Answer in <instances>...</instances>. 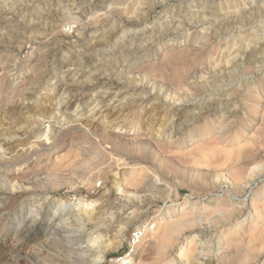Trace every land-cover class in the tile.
I'll list each match as a JSON object with an SVG mask.
<instances>
[{"label":"rangeland","instance_id":"374dc122","mask_svg":"<svg viewBox=\"0 0 264 264\" xmlns=\"http://www.w3.org/2000/svg\"><path fill=\"white\" fill-rule=\"evenodd\" d=\"M148 3L151 17L139 20L138 12L142 16L148 8L143 0H101L97 4L93 0H0V153L18 155L30 148L35 150L30 151L29 160L17 166L0 165V176L10 175L7 180L23 188L11 192L0 186V264H106L120 252L130 234L146 224L156 227L141 245L135 264H186L180 262L179 254L187 246L197 255L190 264L264 263L259 243L254 249L249 247L254 244L250 239L233 243L236 223L247 219L239 227L248 226L256 218H251L254 201L260 204L264 199V142L252 149L256 158L251 153V159L244 156V161L241 157L244 162L239 159L234 166L219 153L232 147L223 140L217 144L219 125L224 120L236 122L233 131H239L251 120L250 110L256 108L259 116L253 119L248 137L264 123V98L256 105L258 96L264 93V0ZM204 12L213 16L199 23ZM123 18L132 23L124 25ZM181 23L190 25L163 38V43L154 42ZM66 34L73 38L79 35V41L75 38L61 43ZM196 34L212 37L213 44L203 53L198 50L201 45L189 42ZM59 43L62 46L57 51ZM192 45L197 49L192 50ZM172 47L190 49L186 65L182 59L172 62H178L177 67L162 63ZM120 50L125 52L120 54ZM149 61L156 65L148 67ZM235 61L240 62L237 72L230 66ZM245 65L252 67L245 71ZM187 66L193 76L179 82V68ZM199 66L207 70L203 78L196 70ZM130 71L136 72L134 77ZM105 73L119 84L110 83L105 89L114 85L111 90L103 91L101 84L92 80L94 84L85 88L78 108L62 101L63 86L71 75L83 85L91 78L100 81ZM80 89L77 86L75 91ZM140 89L151 93L142 118L135 110ZM21 93L24 97L19 98ZM104 93L105 103L100 110H92L89 98H100ZM180 96L197 100L178 111L174 105ZM198 100L211 106L196 105ZM57 106L59 113L55 111ZM157 108L158 114H152ZM205 113L207 117L203 118ZM106 114H110L104 121L110 131L119 132V127L138 122L146 138L171 141L173 145L171 149H155L100 138L88 126L89 122L102 121ZM170 114L175 116L180 132L168 140V135L163 137L166 131L162 135L157 130L161 127L159 117L162 121ZM205 121L213 123L212 135L190 140L189 135H197ZM48 138L56 141L40 147ZM236 169L243 172L241 186L232 181ZM132 173L137 176V188L125 185L124 193L118 196L114 185L136 180L130 179ZM44 199H49L51 206L41 223L30 222L32 226L22 229L21 221ZM61 199L95 202L93 218L86 220L85 226L68 221L67 227L78 234L48 235L54 205ZM220 209L230 210L232 217L225 219ZM168 210L175 211L172 219L167 216ZM184 214L196 216L200 224L180 228L171 248L162 253L161 233L186 221L181 220ZM160 223L163 226L159 227ZM123 229L126 232L119 250L108 252L96 263L98 254L89 248L88 239L101 237L102 247L115 244ZM226 243L229 248H225Z\"/></svg>","mask_w":264,"mask_h":264},{"label":"bare ground","instance_id":"6f19581e","mask_svg":"<svg viewBox=\"0 0 264 264\" xmlns=\"http://www.w3.org/2000/svg\"><path fill=\"white\" fill-rule=\"evenodd\" d=\"M49 1H53V0H49ZM94 1V4H97L99 3L101 0H93ZM145 2V4H147L146 6H148V8L146 7L144 9V12H142V16H141V13L138 12V18L139 20H143V19H146V18H149L151 17L152 15V9L149 8V3L151 0H143ZM50 3V2H49ZM52 3V2H51ZM121 4V3H120ZM144 5V3L142 1H140V4L139 6L142 7ZM263 7V6H262ZM263 9V8H262ZM139 11V10H138ZM260 13H258L259 15ZM213 16V14H210V13H207V12H204V15L200 18L199 20V23H204L206 22L209 18H211ZM234 17H236L234 15ZM235 19V18H234ZM238 21V20H237ZM124 25H127L129 23H132L130 19L128 18H123V22H122ZM190 23H181L178 25V27L176 28V30H173L172 28L170 30H168L166 33L164 34H161L157 39L156 41L154 42H159V43H163V38H167L169 35H171L172 33L176 32L177 30L179 29H182V28H186V27H189ZM74 33V32H73ZM68 34V33H67ZM64 35L62 42H64V44L70 42L71 40L73 39H77V41H79V35L75 36L74 38L71 37L70 35ZM63 36V35H62ZM54 41V40H53ZM58 41V40H57ZM76 41V40H75ZM191 44L193 45H201L200 48L198 49L199 50V53H203L204 51H206L207 48H209L212 44H213V40H212V37L210 34H207V35H204V34H196L195 36H193V39L189 41ZM58 43V42H57ZM59 43L58 44V47H57V51H60L61 50V46L62 44ZM61 44V45H60ZM55 45V43H54ZM192 45V50L193 49H197V48H194V46ZM128 46H125L124 49H126ZM189 49V48H188ZM179 49V48H175V47H172L170 50H168L167 52H165L164 56H163V59H162V63H165V64H175L178 63H172L173 61H175L177 59V61L179 59H182L183 60V63L185 61V65H186V61L185 59L189 57V54L190 53V49ZM197 50V51H198ZM125 52V50H120V54H123ZM239 53V52H238ZM233 55V54H232ZM231 55V56H232ZM254 55V54H253ZM242 56V55H241ZM218 57V56H217ZM66 58V57H65ZM251 59V58H250ZM78 60V56L75 57V61ZM219 60V59H218ZM180 61V60H179ZM77 62V61H76ZM221 62V61H220ZM247 62V61H246ZM181 63V62H180ZM240 63L239 61H235L232 63L231 66V71L233 72H237V64ZM77 64V63H76ZM76 64H71V66H76ZM117 64H120V63H117ZM116 64V65H117ZM182 64V63H181ZM247 64H250L249 62ZM123 68L124 66V62L122 64H120ZM156 64H152L150 61L148 62V67H151V66H154ZM179 65V64H178ZM183 65V64H182ZM182 65H179V66H182ZM236 65V66H235ZM171 66H174V65H171ZM178 66V67H179ZM184 66V65H183ZM177 67V65H176ZM252 66H248V65H245L244 66V70L245 71H249L250 68ZM173 69H175V66L172 67ZM254 68V67H253ZM179 69L181 70V72H179ZM177 71L178 73V81L179 82H186V80H189L190 78H192L193 74L191 75V71H190V68H185V67H180ZM196 70L198 71V74L201 75V78H203L206 74H207V70H205V68H201L200 66L196 68ZM54 71V70H53ZM226 71V70H225ZM244 72V71H243ZM193 73V71H192ZM57 74V73H56ZM75 74V73H74ZM74 74L71 75L69 77V80L66 84H64L63 86V90L61 92V95L60 97L62 98V101L64 100L65 102L68 101L69 104L75 106L76 108H78L81 104H82V96L84 95V92H85V88L87 86H91L92 84H98L100 83L101 85V90L103 91H109L111 90V88L114 86H110L108 87L107 89H105V87L109 86L110 83L112 84H119L117 81H112V77H110V75L108 73H105V74H102L101 78L104 77L103 79H101L99 81L98 78H91L90 81L87 83V84H77L76 83V80L74 79ZM136 74V72H131L129 73L130 76L134 77V75ZM224 74V72H223ZM177 75V74H176ZM226 75V74H225ZM5 78V77H4ZM56 78V77H55ZM93 80V82H91ZM6 84V83H5ZM2 85H3V81L0 82V88H2ZM77 86H80V90H78L77 92L75 91V88ZM264 88V87H263ZM54 90V89H52ZM141 90V89H140ZM260 91V90H259ZM3 92V91H2ZM142 92V93H141ZM141 92H139L137 95L138 97H140V99L137 101L138 102V105L135 107V110L138 114V116L140 118H142L144 112L146 111L144 107L147 108V105L149 104V98H150V95L151 93H148L146 90H141ZM99 95V94H98ZM105 93L100 95V98H93L90 97L89 98V101H91L90 103L93 105V109L94 111L96 110H100V107L105 103V100H104V97H105ZM19 98L20 97H24L23 94H19L18 95ZM65 98V99H63ZM68 98V99H66ZM255 98V97H254ZM264 98V93H261L257 100H256V105L261 102V100ZM94 99V100H93ZM194 100H197L193 97L189 98L188 96L187 97H182L180 96L178 98V100L175 102V105L174 107H176V109H178V111H180L181 108H183V106L187 105V103H190V102H194ZM61 101V102H62ZM264 102V101H262ZM140 103V104H139ZM263 104V103H262ZM196 105H200V106H211V104L209 102H206V101H201V100H198V103ZM143 106V107H141ZM59 107L60 106H57V109L55 110L57 113H59ZM103 108V107H102ZM159 112V109H154L151 113H156L158 114ZM263 112H264V108H263ZM98 113L102 114L103 112L102 111H98ZM169 114V113H168ZM250 114L252 116L251 120H248V123L246 125H244L243 127L240 128L239 131H236L234 132V127L236 126V122H231L229 121L230 119L228 120H222L223 122L220 123V132H219V141L216 139V141H218L217 144H220V140H223L225 143L229 144L230 147H232L231 149H226L224 151L221 150V152L219 153H222L223 157L225 158L224 160L226 161V163H230V164H234L239 161V159H242L241 157H243L244 159V156L248 157L251 153H252V149H254L255 145H258L259 143H261L262 141V144L264 142V123L260 126L261 128L257 129L255 131V134L251 135V137L249 138L248 137V130L249 128L251 127V123L253 122V119L258 117L259 116V111L256 109V108H253L250 110ZM264 114V113H263ZM110 114H106V116L103 118L102 121H93V122H89V126H88V129H90V131H92L93 134L99 136L100 138H104L108 141H115L116 143H133V144H136L140 147H144V146H147V147H150V148H155V149H171L172 145H173V142L171 141H167V142H162L161 140H153L151 138H146L142 133H141V129L138 128V122H134L132 126L130 127H127V128H123V127H119V132L117 131H110L108 130L107 126H106V123L104 122L105 119L109 116ZM203 118H206L207 116V113L203 114ZM54 116V115H53ZM52 116V117H53ZM55 117V116H54ZM63 117V116H62ZM163 117H166L164 118L162 121H161V116L159 117V120H160V123H161V127L157 130L159 134H162V131H166V134H162L163 137H167L168 135V140L171 139V137L174 136V134H179L180 131H178V128L175 126V116L170 114V115H164ZM235 117V115L233 116ZM64 118V117H63ZM52 119V118H51ZM55 119H58L57 117H55ZM264 120V119H262ZM80 121V118L77 119V123ZM71 122V121H70ZM76 122V121H75ZM206 122V121H205ZM154 123V120L152 121L151 120V124ZM213 125V123L211 124ZM210 123L207 121L206 124L202 125V127L200 128L201 131L196 135H189V138L190 140L192 139H201V138H205V137H209L212 135L213 131L212 128L213 126H211ZM239 125V124H238ZM52 127V126H49V128ZM86 127V126H85ZM254 129V128H253ZM7 132H12L10 129L6 130ZM49 131V130H48ZM50 132V131H49ZM131 132H133V134H131ZM218 132V131H217ZM90 133V132H89ZM157 136V135H156ZM173 139V138H172ZM261 139V140H259ZM51 142V143H54L56 141L55 138H52V139H46V141H42L40 147H46L47 146V142ZM183 139L181 140V143H182ZM245 142V144H244ZM243 144V145H242ZM260 145V144H259ZM1 146H2V143L0 142V149H1ZM229 147V148H230ZM260 147V146H259ZM220 148V146H218V149ZM223 147H221L222 149ZM226 148V147H225ZM228 148V146H227ZM264 148V147H263ZM31 149V148H30ZM29 149V152H22L21 154H18V155H6L4 152L0 153V165H4L6 167H9V166H17L18 164H20V162H23V161H27L29 160V157H30V154H32L33 151L35 150H30ZM193 150V149H192ZM191 150V151H192ZM25 151V150H24ZM32 151V152H30ZM256 151V149H255ZM255 151H253L255 153ZM258 152V151H256ZM262 152V151H261ZM34 153V152H33ZM256 156V154H251L250 156ZM249 156V157H250ZM254 156V157H255ZM259 156V155H258ZM245 157V159H246ZM248 157V158H249ZM247 158V159H248ZM256 158V157H255ZM259 158V157H258ZM56 159V157H55ZM91 159V158H90ZM242 159V161H243ZM244 159V161H245ZM251 159V157H250ZM255 160V159H254ZM253 160V161H254ZM257 160V159H256ZM243 161V162H244ZM250 161V160H249ZM241 162V161H240ZM239 162V163H240ZM238 163V164H239ZM246 163V162H245ZM253 163V162H252ZM249 164V163H248ZM232 166V165H231ZM246 166V165H245ZM251 171V170H250ZM254 171V170H253ZM136 172V171H135ZM250 173V172H248ZM252 173V172H251ZM135 173H132V176L130 177V179L132 178H137L136 175H133ZM247 174V173H246ZM10 175L8 174H4V175H1L0 176V186L4 188H6L8 191H11V192H14V191H19V190H23L22 187L18 186V185H15V184H12L10 181L7 180V178L9 177ZM248 176V175H247ZM253 176V175H252ZM142 177V176H141ZM140 177V178H141ZM231 177H232V181L234 183H236L237 186H241L243 185L242 184V180H243V172L241 171V169H236L235 172H233L231 174ZM129 178V177H128ZM249 178V176H248ZM247 178V179H248ZM129 180V179H128ZM134 180V179H133ZM132 182H126L125 184L123 185H119L118 186V183L115 184L114 186L116 187L117 185V192H118V196H120V194L124 193L123 189L122 188H125V185H129V186H133L134 188H137L135 183H137V180H134ZM140 182H141V179H140ZM233 184V183H232ZM235 185V186H236ZM128 186V187H129ZM139 187V183L137 185ZM132 187V188H133ZM107 188V187H106ZM131 188V187H130ZM140 188V187H139ZM238 188V187H237ZM5 189V190H6ZM45 201L44 202H40L38 205L34 206L35 208V211H33L30 215L27 216V218L25 220H22L21 222V228L24 229L27 227V225L32 222V225H36L37 223H41V219H43L45 217V212H46V209L47 208H50L51 206V203H50V200L49 199H44ZM223 201V200H222ZM221 201V202H222ZM2 202H0L1 204ZM95 204V202H93L92 200L90 201H86L84 199H80L78 202H72V201H69L68 199H61L59 200L54 206H55V211H53L54 215V220L52 221V223L50 225L47 226V231H48V235L50 236H53L56 232H58L59 234L60 233H74V234H78L79 232H71L72 230H70L69 226L70 223H74V222H78V223H84L86 220H91L93 218V211H94V208H93V205ZM224 204V203H223ZM230 204V203H229ZM221 205V203H220ZM226 205V204H225ZM224 206V205H223ZM221 206V207H223ZM227 206V205H226ZM225 206V207H226ZM211 207V206H210ZM209 207V208H210ZM217 207V206H215ZM228 207V206H227ZM226 207V208H227ZM230 207V206H229ZM228 207V208H229ZM227 208V209H228ZM231 208H234V207H230ZM206 209V208H205ZM208 209V208H207ZM215 209V208H213ZM224 209V208H223ZM221 210V209H220ZM213 211V210H212ZM215 211V210H214ZM222 213L221 215L223 214L224 215V218H228L231 216L229 211H226L223 212L224 210H221ZM233 211V210H232ZM216 212H219L218 209ZM216 212H213V214H215ZM175 213L174 210H168L167 211V216L171 217V219L173 218L172 215ZM184 213V212H183ZM210 213V212H209ZM208 213V214H209ZM212 213V212H211ZM251 213V212H250ZM187 214V213H186ZM184 214V215H186ZM189 214V213H188ZM233 214V212H232ZM193 215V214H192ZM190 215V216H192ZM234 215V214H233ZM251 218H254L256 216V218L254 219H251L252 222H250V224L248 226L246 225H242V227H239L243 222H245L247 219H244V221H242L241 223L238 222L236 223V226L238 227L237 229V232L235 233L236 236L235 238L233 236H231V238L233 239V243H236L237 242H243V241H246L247 239H250V242L254 243L253 245H250V249H254V247L258 248L257 246H255V244L259 243V248H261V250L264 251V224H260L261 221H264V199L260 202V204L257 202V201H254L253 203V206H252V214H251ZM70 216V218H68ZM189 215H186L184 217H182L181 220H186L184 221L182 224H177L175 225L174 227H171L169 229L166 230V228L164 229V231L161 233L160 237H161V243H160V249L161 251H163L162 253H164L165 250H167L169 247L171 248V246L173 245L174 241L177 239V237L179 236V233H180V228L186 226V225H189V224H193L196 222L200 224V221H199V218H194L196 216H193V217H187ZM204 216V215H203ZM206 217V216H204ZM209 215H207L206 218H208ZM214 217V216H213ZM219 217V216H218ZM232 217V216H231ZM243 217V216H242ZM241 217V218H242ZM245 217V216H244ZM243 217V218H244ZM57 218V219H56ZM203 218V217H202ZM223 218V219H224ZM201 219V218H200ZM231 219V218H230ZM57 220V221H56ZM167 220V219H166ZM210 220V219H209ZM249 219V221H251ZM54 221H56V223H53ZM70 221V223L68 222ZM205 221V220H204ZM203 222V220H202ZM231 222V221H230ZM127 224V223H126ZM30 225V224H29ZM30 225V226H32ZM57 226V228H55L54 226ZM84 225V224H83ZM85 226V225H84ZM159 227L163 226L162 223H160L158 225ZM156 227V226H155ZM235 227V226H234ZM236 227V228H237ZM20 228V229H21ZM235 228V229H236ZM60 229V230H59ZM31 230V229H30ZM62 231V232H61ZM126 230L123 229L121 230L120 234H118V241L115 243V244H110V245H106L104 247H102V243H103V239L101 237H95V238H89V242L88 244H91V246L89 247L90 249L94 250V253L98 254V256H94L95 257V260H96V263H99L101 260H103L104 256L108 253V252H113V251H118L119 248L121 247V244L123 242V236L125 234ZM61 234V235H62ZM58 235V234H57ZM56 235V236H57ZM60 235V236H61ZM238 236V237H237ZM65 237V236H64ZM237 237V238H236ZM229 238V237H228ZM239 238V240H238ZM87 240V241H88ZM189 240V239H188ZM192 240H196L195 239H192ZM231 239H229V243H232V240L230 242ZM227 242V241H225ZM248 243V242H247ZM186 244V243H185ZM184 244V245H185ZM226 243L225 245V248H229L230 246L232 245H228ZM240 245V243H238ZM189 245V244H187ZM229 247H228V246ZM191 247V246H190ZM197 247V246H196ZM195 247V248H196ZM204 247V246H203ZM202 247V248H203ZM185 248V247H184ZM192 248V247H191ZM222 248V247H221ZM224 248V247H223ZM188 249V251H187ZM200 249V248H199ZM204 249V248H203ZM249 250V249H248ZM169 251V250H168ZM247 251V249H246ZM203 252V251H202ZM212 252V251H211ZM205 253V252H204ZM203 253V254H204ZM244 253V252H243ZM258 253V252H257ZM166 254V253H165ZM195 251H193V249L189 250L188 246L181 250L180 254H179V258H180V262L182 263L183 261L186 263V264H190V260L194 258L195 256ZM197 256V255H196ZM201 257V256H200ZM243 257V255H242ZM241 257V258H242ZM244 258V257H243ZM240 262V261H239ZM163 263H166V262H163ZM174 263V262H173ZM138 264H141V263H138ZM167 264V263H166ZM264 264V263H262Z\"/></svg>","mask_w":264,"mask_h":264},{"label":"built area","instance_id":"2783aa9c","mask_svg":"<svg viewBox=\"0 0 264 264\" xmlns=\"http://www.w3.org/2000/svg\"><path fill=\"white\" fill-rule=\"evenodd\" d=\"M154 229V225L146 224L143 228L134 230L120 252L108 259L106 264H135L141 245L144 243L147 235Z\"/></svg>","mask_w":264,"mask_h":264}]
</instances>
